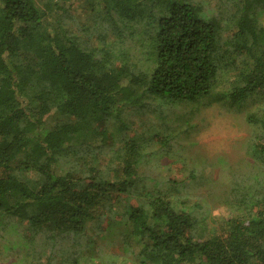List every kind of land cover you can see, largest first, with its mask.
<instances>
[{
  "label": "trees",
  "instance_id": "1",
  "mask_svg": "<svg viewBox=\"0 0 264 264\" xmlns=\"http://www.w3.org/2000/svg\"><path fill=\"white\" fill-rule=\"evenodd\" d=\"M80 1L0 0V225L84 233L125 196L121 224L142 264H264V182L218 226L200 222L169 191L144 186V145L125 116L147 97L209 95L224 65L234 69L232 103L263 87L264 0H235L225 44L221 18L190 0H99L86 23L73 10ZM248 120L264 169V113ZM103 145L117 147L102 167L94 147ZM140 195L145 203L131 201ZM80 258L66 264H105Z\"/></svg>",
  "mask_w": 264,
  "mask_h": 264
},
{
  "label": "rangeland",
  "instance_id": "2",
  "mask_svg": "<svg viewBox=\"0 0 264 264\" xmlns=\"http://www.w3.org/2000/svg\"><path fill=\"white\" fill-rule=\"evenodd\" d=\"M190 1L201 4L207 15L221 18L225 44L233 33L227 18L231 22L235 0ZM92 4L103 7L99 0H81L74 6L81 22H87L86 12ZM260 19L264 22V12ZM140 67L148 73L152 69L147 60ZM233 72L224 65L211 93L195 102L171 103L151 96L125 111L127 134L137 136L144 145L138 171L144 186L169 191L181 209L193 211L200 222L214 221L217 226L264 182V169L250 153L258 129L248 120L250 113H264V86L236 105L224 95ZM109 124L118 125L113 120ZM117 145L94 147L99 166L110 160ZM130 199L133 203L146 201L143 195ZM128 203L125 196L120 197L112 212L101 215L79 234L45 231L28 235L19 220L11 219L0 225V264H66L76 257L105 264H142L139 245L127 237L121 224Z\"/></svg>",
  "mask_w": 264,
  "mask_h": 264
}]
</instances>
